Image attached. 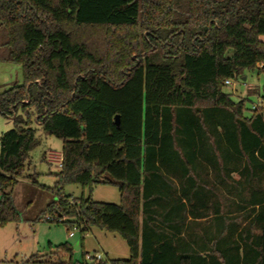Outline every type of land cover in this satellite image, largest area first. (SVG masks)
<instances>
[{
	"label": "trees",
	"instance_id": "16d2710c",
	"mask_svg": "<svg viewBox=\"0 0 264 264\" xmlns=\"http://www.w3.org/2000/svg\"><path fill=\"white\" fill-rule=\"evenodd\" d=\"M263 37L264 0H0V61L24 75L0 93V226L20 221L35 120L63 141L49 222L120 236L112 264H264V90L250 118L225 92L264 73Z\"/></svg>",
	"mask_w": 264,
	"mask_h": 264
},
{
	"label": "rangeland",
	"instance_id": "374dc122",
	"mask_svg": "<svg viewBox=\"0 0 264 264\" xmlns=\"http://www.w3.org/2000/svg\"><path fill=\"white\" fill-rule=\"evenodd\" d=\"M23 84L22 67L0 61V93ZM263 90L264 73L260 72V67L245 70L225 88L233 101L245 102L247 118L253 115L255 108L262 107ZM13 128V122L0 114V139ZM33 128L40 144L30 153L24 177L12 193L20 221L0 226V264H85L87 254L100 255L104 264L129 259V247L118 235L98 228H91L83 235L69 224H55L47 220L53 218L46 213L48 205L58 200V193L52 189L56 185V175L60 172L57 161L62 155L63 141L46 136L35 120ZM51 155L53 161L50 160ZM34 175L36 183L28 178ZM62 192L71 200L91 197L100 203H121L119 190L110 185H97L92 189L66 185ZM71 233L74 237L70 236ZM62 246H68L71 251L63 250Z\"/></svg>",
	"mask_w": 264,
	"mask_h": 264
},
{
	"label": "built area",
	"instance_id": "2783aa9c",
	"mask_svg": "<svg viewBox=\"0 0 264 264\" xmlns=\"http://www.w3.org/2000/svg\"><path fill=\"white\" fill-rule=\"evenodd\" d=\"M226 85L229 86L230 85V81H227L226 82ZM50 160L53 161L52 160V155L50 156ZM57 163H58V165H59V167L61 169V165H62V155L58 158ZM53 220L54 219L51 218V217L48 218V221H53ZM70 236L71 237H74V234L71 233ZM101 262H103V258L100 255H90V254H87L86 257H85V264H100Z\"/></svg>",
	"mask_w": 264,
	"mask_h": 264
},
{
	"label": "water",
	"instance_id": "95a60500",
	"mask_svg": "<svg viewBox=\"0 0 264 264\" xmlns=\"http://www.w3.org/2000/svg\"><path fill=\"white\" fill-rule=\"evenodd\" d=\"M116 125H117V126H120V120H119V117L116 118Z\"/></svg>",
	"mask_w": 264,
	"mask_h": 264
}]
</instances>
